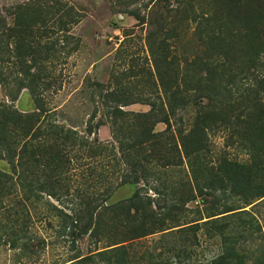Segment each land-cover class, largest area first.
Instances as JSON below:
<instances>
[{"label":"trees","instance_id":"obj_1","mask_svg":"<svg viewBox=\"0 0 264 264\" xmlns=\"http://www.w3.org/2000/svg\"><path fill=\"white\" fill-rule=\"evenodd\" d=\"M214 1L216 6L210 14L196 12L192 0H164L167 6L156 0L153 5L159 7H151L146 15L141 16L137 9L131 11L142 26L149 27L145 42L157 55L153 61L157 84L172 93L168 102L171 110L188 105L190 96L191 103L197 107L194 125L186 132L183 118L177 123L176 153L172 155V141L176 136L171 133L173 123L165 117L163 103L160 105L161 118L138 114L137 126L122 118L129 113L119 106L121 95L108 92L109 101L120 102L112 105V110L117 111L112 126L119 132L120 155L116 162L123 160L129 167L115 186L129 182L138 185L140 181L146 185L153 180L156 184L152 186L158 192L160 202L156 203L152 199L155 197L142 188L135 190L126 201L106 203L105 207L110 211L127 207V219L131 223L129 233L133 238L167 229L179 230L184 237H179L178 241L186 256L192 253L187 243L197 237L195 230L199 228L198 220H202L200 223L205 226L206 236H219L221 243V251L208 260L209 264H264L263 226L254 225L243 215L249 212L241 209L264 196V59H261L264 51V0ZM248 5L255 7L256 11ZM247 6L251 12L243 14L240 8ZM16 8L14 12L0 14V63L6 61L5 57L11 51L15 52L19 71L31 79L28 83L21 79L16 82L15 91L10 90L14 92L11 96L16 99L17 90L28 86L35 110L31 111L33 114L23 113L0 102V159H3L0 160V199L11 194L14 184L36 199L43 193L57 196L58 189H62L58 183L59 175L67 162L61 146L69 137L60 136L55 123L43 124L47 110L42 106V91L39 89L41 71L49 53L56 51L54 41L44 42L43 39L67 31L70 23H78L80 15L63 0H29ZM8 17L11 22L7 21ZM235 19L241 24L231 29L229 24H235ZM189 29L187 53L169 54L172 49L167 39L179 37L180 32L186 33ZM152 75L149 72L144 76L145 80L153 83ZM178 75H182L184 88L177 93L171 91L170 81H176ZM183 92L187 99L179 94ZM205 98L209 101L206 105L202 104ZM151 105L157 109L155 103ZM200 116L206 118L204 122ZM158 120L166 122L169 133L167 130L154 133L151 127ZM116 122L121 125L116 127ZM220 124L222 130L229 128V145L236 148V156L244 153L246 158L224 156L216 170L213 165L205 163V152L209 153L210 149L208 135L204 132L206 128L214 132ZM92 131L90 128L89 133ZM44 136L51 140L43 142ZM69 143L74 145L75 140ZM179 145L184 156L180 155ZM79 146L81 151L76 157L79 159L81 153L85 158L102 157L107 150L98 140L89 144L81 141ZM28 154H31V160L27 159ZM184 164L188 168L187 177H182L181 170L179 179L173 181L166 168L177 166L180 170ZM55 172H58L57 177ZM93 177L101 178V173ZM91 178L92 175L86 177L87 188L93 184H89V180L96 182ZM111 187H105V191ZM196 196L203 204L201 210H196L198 218L180 223L185 206L197 201ZM100 200L101 205L109 200V195L100 197ZM131 209L133 213L129 212ZM156 222L159 226L173 225L155 230ZM88 226L84 225L82 231L94 232L100 227L96 223L93 227ZM119 242L114 238L110 244ZM115 250L127 254L124 245L109 252Z\"/></svg>","mask_w":264,"mask_h":264},{"label":"rangeland","instance_id":"obj_2","mask_svg":"<svg viewBox=\"0 0 264 264\" xmlns=\"http://www.w3.org/2000/svg\"><path fill=\"white\" fill-rule=\"evenodd\" d=\"M28 1L0 0V14L14 12L17 6ZM63 1L80 15V20L74 25L70 23L65 32L44 36V42L54 41L56 51H51L45 60L39 84L42 106L47 110L43 124L55 123L59 135L69 137L61 146L67 157L58 180L62 189H58L60 193L57 196L43 193L41 198L36 199L14 184L11 186V194L0 199V264H209L208 260L221 251V243L219 236H206L205 226L200 223L202 220H198L199 228L195 230L197 237L191 238L187 243L192 253L186 256L178 241L179 237H184L179 230L167 229L133 238L129 233L131 223L127 219V207L114 211L105 207L106 203L126 201L135 190L142 188L155 197L152 199L156 203L160 202L158 192L152 186L156 184L153 180L146 185L140 181L138 185L129 182L115 186L129 167L123 160L116 162L120 155L117 141L119 132L112 126L117 114V111L112 110V105L121 102L119 106L122 111L129 113L122 115V118L128 120L129 124L138 126V114H148L151 117L157 115L161 118L160 105L163 103L165 117L173 123L171 133L176 136L172 141V155L176 153L177 123L181 122L180 118H183L185 132L194 125L193 117L197 106L191 103V96L188 105L174 107L172 110L169 107L172 93L160 83L157 84L153 64L157 55L154 50L151 52L148 49L145 42L149 27L146 24L142 26L131 13L137 9L140 16L146 15L149 8H157L159 5H153L156 0ZM192 1L196 12L210 14L216 6L213 0ZM160 4L167 6L164 0H160ZM248 6L256 11L255 7ZM248 6L240 8L243 14L251 12ZM7 21L11 22V17ZM240 24V20L235 19V24L230 23L229 27L236 29ZM190 32L189 29L186 33L180 32L179 37L167 39L172 49L169 54L187 53L185 46ZM36 39L39 40V37ZM26 58L30 60L29 56ZM5 59V62L0 63V102L15 107L19 112L33 114L31 111L35 110V104L28 86L17 90L19 93L16 99L13 100L11 96L16 82L21 79L28 83L31 77L19 71L14 51ZM261 59H264V51ZM179 63L183 64L181 58ZM149 72L153 73V83L144 78ZM181 77L182 75H178L176 81H170L172 92L178 93L184 88ZM108 92L120 94V102L109 101ZM179 94L185 99L188 97L184 92ZM150 102L155 103L157 109ZM207 102L209 101L205 98L202 104L206 105ZM202 115L206 117V114ZM203 116H200L202 122L206 119ZM119 122H116V127L121 125ZM153 125L151 129L154 133L166 130L169 133L165 121L158 120ZM90 128L93 129L91 133ZM221 128L222 124L214 132L211 128H206V133L204 132L208 135L210 149L209 153L205 152V163L213 165L216 170L224 156L230 159L246 158L244 153L236 156V148L229 145V128ZM45 140L51 138L44 136L43 142ZM71 140H75L74 145L69 143ZM96 140L107 147L102 157L85 158L81 153V158H76L81 151V141L89 144ZM178 147L180 155L184 156L180 145ZM27 159H32L31 154H28ZM166 169L168 176L175 182L179 179L181 170L182 177H187L188 168L185 164L180 170L177 166ZM89 170L94 171V175L89 174ZM55 173L57 177L58 172ZM98 173H101V178H94ZM91 175L96 182L89 180V184H93L87 188L85 180ZM106 185L112 186L107 192ZM104 195H109V200L100 205V197ZM199 200L197 197V201L185 206L180 223L198 218L196 210H201L203 205ZM241 209L249 212L243 215L252 220L254 225L259 223L264 229V196ZM129 212L133 213V210ZM91 220L93 223H90ZM95 223L100 227L94 232L82 231L84 225L93 227ZM171 225L173 223L159 226L156 222L154 227L156 230ZM186 234L190 236V233ZM114 238L120 242L110 244ZM122 245L128 255L118 250L109 252Z\"/></svg>","mask_w":264,"mask_h":264}]
</instances>
